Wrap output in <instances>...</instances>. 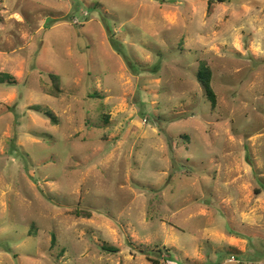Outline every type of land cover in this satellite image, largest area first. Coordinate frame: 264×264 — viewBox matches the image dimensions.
<instances>
[{
	"label": "rangeland",
	"instance_id": "rangeland-1",
	"mask_svg": "<svg viewBox=\"0 0 264 264\" xmlns=\"http://www.w3.org/2000/svg\"><path fill=\"white\" fill-rule=\"evenodd\" d=\"M6 74L0 264H264V0H0Z\"/></svg>",
	"mask_w": 264,
	"mask_h": 264
},
{
	"label": "trees",
	"instance_id": "trees-1",
	"mask_svg": "<svg viewBox=\"0 0 264 264\" xmlns=\"http://www.w3.org/2000/svg\"><path fill=\"white\" fill-rule=\"evenodd\" d=\"M206 1H207L208 12L212 10V6L215 2H218V3L231 2V0H206ZM9 78H10L9 75H7V74L0 76V82L11 83L12 81L9 80ZM196 79L200 83L203 90L205 91L207 98H209L212 102H214L215 101V93L213 91L212 84H211L212 72H211V68L209 67V65L207 64L205 59H200L198 62V70L196 73ZM51 87L53 89V95L59 94V92H60L59 83H57L56 81H53ZM33 108L37 109L36 106H33ZM44 113L46 115H51V113L48 111L44 112ZM74 213H76L77 215L83 214L86 217L90 216V212H88V211L75 210ZM54 242H55V238L53 236L51 238V245H54ZM108 249L112 250L110 247ZM152 264H159V263L156 260H153Z\"/></svg>",
	"mask_w": 264,
	"mask_h": 264
}]
</instances>
